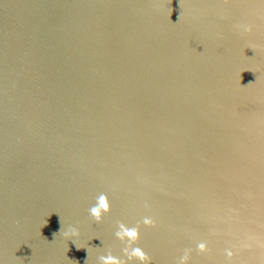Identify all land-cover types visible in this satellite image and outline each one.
Returning <instances> with one entry per match:
<instances>
[{"label": "water", "instance_id": "obj_1", "mask_svg": "<svg viewBox=\"0 0 264 264\" xmlns=\"http://www.w3.org/2000/svg\"><path fill=\"white\" fill-rule=\"evenodd\" d=\"M118 222L264 264V0H0V264L125 259Z\"/></svg>", "mask_w": 264, "mask_h": 264}, {"label": "clouds", "instance_id": "obj_2", "mask_svg": "<svg viewBox=\"0 0 264 264\" xmlns=\"http://www.w3.org/2000/svg\"><path fill=\"white\" fill-rule=\"evenodd\" d=\"M248 31H251V29L249 28ZM88 211L92 219L96 223H100L102 221L103 216L109 214L111 211L108 196L104 193H101L96 198V203L91 206ZM60 224L62 230L61 220ZM143 224L145 226H151L153 225V221L148 218H144ZM44 226H47V221L45 222ZM117 229L118 230L115 232V237L121 243L125 244V247L123 249V256L125 257V259H121L120 257L114 256L111 254V252H109L107 255H101L99 257V264H132L134 260L140 261V264H148L150 258L139 246H136V242L139 240V225L129 227L123 222H118ZM53 235L55 236L56 233H53ZM67 235L70 237H78L79 232L77 229L72 228L70 229ZM198 248L200 249V251H204L205 246L204 244H199ZM77 250L80 249L77 248ZM184 259H186V257L182 258L180 264H183ZM86 261L87 258L84 264H86ZM75 264H79V261H75Z\"/></svg>", "mask_w": 264, "mask_h": 264}]
</instances>
